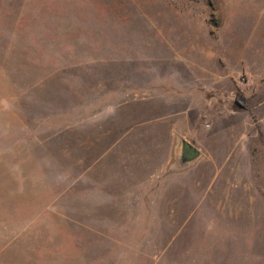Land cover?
I'll return each mask as SVG.
<instances>
[{"label":"rangeland","instance_id":"obj_1","mask_svg":"<svg viewBox=\"0 0 264 264\" xmlns=\"http://www.w3.org/2000/svg\"><path fill=\"white\" fill-rule=\"evenodd\" d=\"M179 74L229 153L122 198L104 153ZM0 264H264V0H0Z\"/></svg>","mask_w":264,"mask_h":264},{"label":"crops","instance_id":"obj_2","mask_svg":"<svg viewBox=\"0 0 264 264\" xmlns=\"http://www.w3.org/2000/svg\"><path fill=\"white\" fill-rule=\"evenodd\" d=\"M199 84L200 81L189 74L166 76L162 77L154 88L157 92L136 99L138 103L151 104L152 106L147 108L151 106L150 109L154 113L130 120L129 124L134 128L126 134L129 145L124 151L127 153H104L106 160L113 157L116 166L122 168L120 197L141 198L142 190L146 193L154 188L155 181L160 176H176L173 179H178L176 184L181 191L197 189L199 185L202 189L208 188L209 177L215 172V168H218L216 162L210 161L209 158L213 159V153L229 152H225V145L218 133H214L215 130L211 132L210 129L202 127L199 118L197 121L191 120L192 111L199 109L193 105V89ZM197 89L206 92L205 101L208 102V86L206 89ZM184 101H187L188 105L178 106V103ZM196 125L200 127L195 128ZM184 141L194 146L199 155L193 161L181 164V148ZM193 174L201 178L194 181ZM180 195L182 198V194ZM120 204L126 203L122 201Z\"/></svg>","mask_w":264,"mask_h":264},{"label":"water","instance_id":"obj_3","mask_svg":"<svg viewBox=\"0 0 264 264\" xmlns=\"http://www.w3.org/2000/svg\"><path fill=\"white\" fill-rule=\"evenodd\" d=\"M181 149H182V155L180 158L181 164L189 163L194 159H196L199 155L197 149L185 141L182 143Z\"/></svg>","mask_w":264,"mask_h":264},{"label":"trees","instance_id":"obj_4","mask_svg":"<svg viewBox=\"0 0 264 264\" xmlns=\"http://www.w3.org/2000/svg\"><path fill=\"white\" fill-rule=\"evenodd\" d=\"M237 103H239V104H240V102H239V101H237Z\"/></svg>","mask_w":264,"mask_h":264}]
</instances>
